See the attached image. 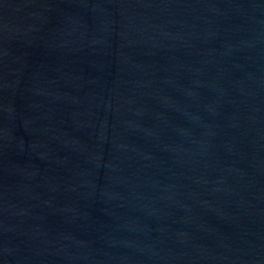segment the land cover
Here are the masks:
<instances>
[{
	"label": "water",
	"instance_id": "95a60500",
	"mask_svg": "<svg viewBox=\"0 0 264 264\" xmlns=\"http://www.w3.org/2000/svg\"><path fill=\"white\" fill-rule=\"evenodd\" d=\"M0 264H264V0H0Z\"/></svg>",
	"mask_w": 264,
	"mask_h": 264
}]
</instances>
